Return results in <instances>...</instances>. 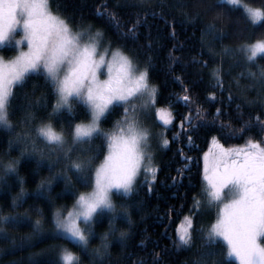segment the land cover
I'll use <instances>...</instances> for the list:
<instances>
[{
    "label": "snow or ice",
    "instance_id": "1",
    "mask_svg": "<svg viewBox=\"0 0 264 264\" xmlns=\"http://www.w3.org/2000/svg\"><path fill=\"white\" fill-rule=\"evenodd\" d=\"M146 3L147 0H139L138 6L144 15L138 13L130 26L122 24L115 12L110 13L107 4L98 7L96 15L105 20L107 28L114 29L120 39L126 43L135 42L148 16L162 15L167 6L166 0H160L161 12L158 13L151 4L145 7ZM180 6H184V0H180ZM211 8L222 10L216 18H223L224 12L233 8H243L252 25L264 21V7L241 4V0H220L209 5L207 10ZM184 16L191 23L199 18V13L189 16L185 11ZM106 35L104 30L93 32L91 25L75 30L71 21L52 12L49 0H0V46H14L16 53L7 60L0 55V139L7 137V151L0 154V183H6V177L16 176L21 191L13 205H22L24 179L18 173L21 160L34 161L33 171L36 172L47 167L50 175L39 182L33 195L50 201L53 182L64 183L63 194L75 196V203L70 211L66 205L53 211L52 235L67 239L83 251H87L96 235L94 225L106 218L108 228L100 236V245L93 250V264H103L109 255L110 238L123 244L130 236V231L117 227L118 223L131 227L129 205L120 204L118 208L114 196L130 198L137 191L141 172L151 192L158 171L152 166L153 157L149 151L152 133L141 122V117L151 116L158 99V88L150 84L151 57L141 67L138 54H126L122 47L114 49ZM206 35L218 41L226 38L215 23L202 29V41ZM147 47L151 48V42ZM209 51L216 54L211 47ZM229 53L242 55L244 71L240 77L246 74L253 82L250 88L259 86L256 99L249 101L255 104L264 94V65L256 63L258 54L264 56V37L236 48L225 47L221 55ZM236 63L240 64V60ZM222 64L223 58L221 67L211 72L215 81L213 88L221 92L224 90ZM207 66V62L202 65ZM236 79L238 83L239 78ZM32 80L36 83L25 90ZM22 90H25L23 94L18 95ZM183 91L185 94L178 99L190 106L192 97L188 93L191 89ZM209 97L215 100V92ZM228 99L231 101V94ZM117 109L123 110L120 119L111 129H106L104 124ZM189 113L179 127L182 135H188L191 144L193 137L188 133L197 127L214 124L223 110L217 108L211 122L201 119L199 124H193L190 107ZM17 115L19 118L14 122L13 117ZM156 115L165 126L173 123L171 111L157 109ZM196 117H200L199 109ZM252 120L250 117L231 134L243 135L257 125L264 132V120L255 117V125ZM220 127L227 128L228 124L221 123ZM169 144L164 137L162 146L167 148ZM104 145L107 146L106 154L97 164ZM12 151H18L19 155L12 158ZM180 154L185 160L192 159L183 152ZM4 156L9 158L5 160ZM203 161L204 185L193 196V206L177 228L175 247L191 249L198 240L199 258L194 264H225L227 258H234L238 264H264V139L249 138L243 147L226 148L213 137V147L204 153ZM57 164L63 167L53 172ZM178 171L182 174L184 169ZM149 176L151 180L147 179ZM76 184L90 186L92 190L77 195ZM203 206L219 208L218 216L209 228L197 229L195 216ZM36 215L38 218L31 224L33 236H39L43 230L42 211L37 209ZM28 219L25 212L0 216V223L19 227ZM219 241L226 244V252L216 251ZM59 264H79V257L61 247Z\"/></svg>",
    "mask_w": 264,
    "mask_h": 264
},
{
    "label": "trees",
    "instance_id": "2",
    "mask_svg": "<svg viewBox=\"0 0 264 264\" xmlns=\"http://www.w3.org/2000/svg\"><path fill=\"white\" fill-rule=\"evenodd\" d=\"M254 6L264 7V0H243ZM220 0H166L167 6L163 8L162 15L148 16L144 25L139 28L138 38L135 42L127 43L120 39L114 29L106 26L105 20L96 15L98 7L107 4L109 12L119 15L122 24L128 26L136 19L137 14L144 15L143 9L138 6L139 0H49L50 8L58 15L72 22L75 28L92 25L104 30L106 40H111L112 46L122 47L125 53L133 56L138 54L140 66L151 57L150 84L158 88L156 106L171 111L174 116L173 123L164 129L163 138L166 137L170 144L167 148L160 145L157 153V169L152 191H148L145 180L138 179L137 191L130 197L114 196V203L119 208L120 204H128L132 225L118 223L121 230L130 231L129 238L123 243L110 238L109 255L104 258L103 264H194L199 258L197 245L191 249L178 250L173 241L177 228L183 224V218L193 206V196L199 193L204 185L203 181V155L210 141L215 137L225 147L244 146L249 138L254 140L264 139V132L257 125L243 135H232L233 130L259 116L264 120V94L255 104L249 101L256 99L259 86L250 88L253 82L240 77L244 71L243 57L240 53L223 55L225 47L236 48L242 43L252 42L264 37V21L256 25L246 18L241 8L225 11L223 18H216L220 8L208 9L209 5L219 3ZM154 6L155 11L161 12L160 0H147ZM227 7V6H226ZM151 11L152 9L149 8ZM189 16L199 13V18L189 23L184 12ZM209 23H215L217 29H222L226 38L222 41L214 40L212 35H206L202 41V29ZM173 32L175 33L173 35ZM151 42V48L147 44ZM211 47L216 53L209 51ZM10 48L2 47L6 54ZM223 58V92L213 88L215 81L212 79V69L221 67ZM240 60V64L236 61ZM194 61H198L194 62ZM207 62V67L202 65ZM256 63L264 65V56L258 55ZM255 70V69H253ZM180 77L178 81L175 78ZM238 83H237V79ZM35 80L28 82L25 90H30ZM184 88H190L188 93L192 97L190 106H186L178 98L184 95ZM18 93L22 95L23 91ZM215 92V100L209 94ZM231 94L232 99L228 97ZM39 95V92H37ZM194 117L193 124H199L201 119L208 122L216 116L217 108H222L223 114L209 127H197L188 134L193 137L190 144L188 135L181 134L179 127L181 120L189 115ZM199 109L200 117H196ZM50 110V109H49ZM122 109H117L104 124L106 129H111L114 122L120 119ZM19 115L13 117L15 122ZM221 123L228 124L221 128ZM187 127V125H185ZM59 128V125H57ZM175 137V139H173ZM7 151V137L0 139V154ZM107 146L99 153L96 161L99 164L106 154ZM191 157L185 160L181 156ZM18 151H12L10 156L15 158ZM9 157L4 156L7 160ZM63 164H57L53 172H59ZM35 162L21 160L18 166L19 176L24 179V202L14 206L13 200L21 191V185L16 176L6 177V183H0V216L21 215L27 212L28 220L19 227L8 223H0V264H59L61 247L73 252L79 257V264H93V250L100 245V236L107 231L108 221L94 225L95 237L90 241L87 251L74 246L67 239L55 238L52 235L51 216L53 211L61 206L69 207L75 202V196L64 195V183L53 182L51 200H41L33 195L39 182L50 175L48 168L43 167L38 172L33 171ZM184 169L180 174L178 170ZM175 178V181L174 179ZM91 187L75 185L74 191L78 195L87 192ZM199 198V197H198ZM43 213V230L39 236H33L31 224L38 218L36 210ZM216 217V207L203 206L195 216L197 229L208 228ZM118 235V233H117ZM6 237V238H3ZM216 251H227L226 244L219 241ZM161 253L160 256H156ZM219 259V257H217ZM225 264H237L233 258H227Z\"/></svg>",
    "mask_w": 264,
    "mask_h": 264
},
{
    "label": "rangeland",
    "instance_id": "3",
    "mask_svg": "<svg viewBox=\"0 0 264 264\" xmlns=\"http://www.w3.org/2000/svg\"><path fill=\"white\" fill-rule=\"evenodd\" d=\"M241 4H248L249 6H251V7H258V6H254V5H251V4H249V3H246V2H244L243 0H241ZM52 10V9H51ZM241 10L243 11V8H241ZM52 12L54 13V14H56V15H58L57 13H55L53 10H52ZM61 18H64V17H62L61 16ZM247 18V17H246ZM250 21V20H249ZM251 22V21H250ZM90 24H88V25H84V26H82V27H80V28H75V30H77V31H79V30H82V29H86L88 26H89ZM92 26V25H91ZM97 30H101L100 28H98V27H94V26H92V31L93 32H95V31H97ZM16 38L17 39H19V35H17L16 36ZM85 40H87V37L85 38ZM252 42H254V41H252ZM2 47H4V46H0V55H3L4 56V58L7 60V59H10V58H12L16 53H15V51H14V46H13V48H10V50H8L7 51V53L5 54L3 51H2ZM113 48L115 49V48H117V47H114L113 46ZM9 49V48H8ZM101 51H103V48H101ZM258 55H260V54H258ZM142 67V66H141ZM157 109H162V110H164V111H168L167 109H165V108H162V107H157L156 105H155V107L152 109V112H151V116L149 117V118H147V119H144L143 117H141V122H142V124H143V126H145V127H147V128H149V130L151 131V133H152V140L150 141V149H149V151H150V153H151V155H152V157H153V162H152V166L154 167V168H157V153H158V149L160 148V145H162V139H163V133H164V129L165 128H167L168 126H165L164 124H163V121L161 120V119H159L158 117H157V115H156V110ZM213 147V138L211 139V141H210V144H209V146H208V148H207V150H206V152H209V150L211 149ZM233 147H243V146H233ZM226 148H231V147H226ZM204 156V155H203ZM147 163V162H146ZM139 178L140 179H142V180H145V174L143 173V172H141V174H140V176H139ZM138 178V179H139ZM147 179L148 180H151V177L149 176V177H147ZM92 189H90L89 191H87V192H90ZM75 203V202H74ZM73 203V204H74ZM73 206V205H72ZM72 206L71 207H69V211L70 210H72ZM218 212H219V208H217L216 207V217H215V219L212 221V223L209 225V227L213 224V223H215V221H216V219H217V216H218ZM67 213L65 212V215H66ZM208 227V228H209ZM234 259V258H233ZM235 260V259H234ZM236 261V260H235ZM237 262V264H238V261H236Z\"/></svg>",
    "mask_w": 264,
    "mask_h": 264
}]
</instances>
